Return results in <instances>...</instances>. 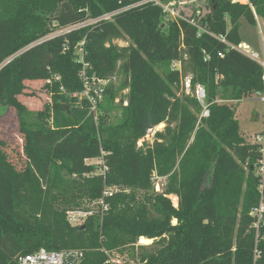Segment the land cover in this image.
Segmentation results:
<instances>
[{"label":"trees","instance_id":"obj_1","mask_svg":"<svg viewBox=\"0 0 264 264\" xmlns=\"http://www.w3.org/2000/svg\"><path fill=\"white\" fill-rule=\"evenodd\" d=\"M140 1L0 0V118L15 111L24 157L18 169L0 136V264L40 247L79 249V264H117L111 256L123 253L142 264H253L255 246V264H264V227L256 238L250 215L264 202V134L248 142L235 111L264 93V69L232 48L241 18L264 19V0H193L189 15L166 23L160 6ZM81 57L88 75H122L104 87L96 119L72 96L83 89ZM29 81H45L50 95L39 110L19 99ZM124 89L112 122L110 104ZM92 158L102 173L93 174ZM153 175L166 177L160 192ZM92 200L106 209L72 226L66 212ZM141 237L155 248L139 256Z\"/></svg>","mask_w":264,"mask_h":264},{"label":"rangeland","instance_id":"obj_2","mask_svg":"<svg viewBox=\"0 0 264 264\" xmlns=\"http://www.w3.org/2000/svg\"><path fill=\"white\" fill-rule=\"evenodd\" d=\"M163 2H173L174 11L182 16L183 13L190 14L191 7L196 6L199 2H195L193 0H165ZM170 16L163 15V22L166 23ZM239 34L241 37V41L248 46L247 52H255L259 55L260 59L264 57V19L257 17L256 24H249L245 18H241L239 20ZM59 32L58 30L56 33ZM128 40L117 39L114 40V43L119 46H125L128 44ZM6 48V43L1 42L0 46V55L3 50ZM264 60V59H263ZM179 64L177 62H173L172 67H178ZM264 69V67H263ZM122 80V75H115L114 79L111 80L113 85L116 87L120 84ZM186 82V81H185ZM45 81H29L26 82L25 93L19 97L20 101L26 105V107L31 110H39L43 104L50 100V95L44 87ZM185 85V83H184ZM186 93H191L188 87H184ZM127 89H124L118 94V97L114 99V102L110 104V118L112 122H117L120 118V110L116 108V104L120 100V97L125 95ZM196 93H194L195 95ZM196 97V95H195ZM264 94L260 96H252L248 99H243L239 102L235 103V111L236 117L240 124V131L243 137L248 142H256L257 136L263 131L264 128V101L262 98ZM77 98V97H75ZM78 99V98H77ZM198 100V99H197ZM102 101V102H101ZM100 103L102 105L106 104V98L104 99V94ZM219 103L226 102L231 103L230 100H218ZM125 104V102H124ZM99 113V109L97 108L96 114ZM201 115V114H200ZM199 115V117H200ZM97 117V116H96ZM166 126V123H162L150 130L147 131L144 138L139 139L138 145H141L144 141L151 142L154 136L155 131L163 130ZM0 136L7 143V154L9 160L15 164V166L20 169L24 164V157L22 154V139L21 135L18 131V119L15 111L11 108L7 110L4 116L0 118ZM88 164L95 166L96 170L93 174H100L104 171V167L102 166L103 161L101 158H92L86 161ZM153 191L160 192L163 190V186L166 182V177H160L153 175ZM205 183H207V176L204 177ZM172 204L177 206L178 198L174 195L169 196ZM85 209H84V208ZM100 204L99 200L85 201L81 207L76 208L74 210H92L93 213L99 211ZM175 222V220H173ZM142 238V237H141ZM141 238L138 240V244L145 245V248L137 249L136 253L142 254L143 252H150L155 248V246L151 245L152 239L149 240L148 243L141 242ZM117 264H142L138 259L129 258L126 253H123V256H117L114 254L111 256Z\"/></svg>","mask_w":264,"mask_h":264},{"label":"built area","instance_id":"obj_3","mask_svg":"<svg viewBox=\"0 0 264 264\" xmlns=\"http://www.w3.org/2000/svg\"><path fill=\"white\" fill-rule=\"evenodd\" d=\"M150 1L154 3L155 5H158L162 8V12L164 15L170 16V20H174L177 17H180L173 8L172 3L173 2H163V0H141L138 4H142L144 2ZM232 3L236 2H246L249 3V0H230ZM232 48H235L242 52L243 54L249 56L250 58L256 60L258 63L264 67V60L259 58V55L255 52L248 53L247 49L248 46L239 44L238 46H232ZM81 51V49H79ZM80 61L82 63L81 71L79 72V78L83 82V89L80 92L72 94L73 97H77L78 100H81L85 98L89 103L90 112L94 114V118L96 119V111L98 108V103L102 100L103 97V89L106 86L108 82H110L112 79H114V76L109 80L107 79H101L97 77L95 74L88 75V64L83 63L82 57L80 58ZM58 79V77H55ZM264 79V75H263ZM186 82L184 87L189 88V81L188 79L185 80ZM195 95L198 101L203 106V110L200 116H207L208 110L206 108V105L204 104L205 99V92L204 89L201 86H197L195 89ZM264 94V93H263ZM264 101V97L262 98ZM152 129V128H151ZM150 130V129H148ZM147 130V131H148ZM263 134H264V128L263 131L257 136L256 143H261L263 141ZM259 174L263 175V160H259ZM259 189H262V184L259 185ZM107 194V192H105ZM99 204L102 208V210L106 209V205L103 203L102 200H99ZM92 210H68L66 212L67 220L72 226H78L81 225L86 217L90 214H92ZM250 215L254 218L252 222V226L256 229L258 237V233L261 228L264 227V202L262 201V198L260 200L259 205L256 208H253V210L250 212ZM261 239L264 241V236L261 237ZM257 242V240H256ZM254 256H253V264H255L256 259L259 257V250L254 247ZM83 257V252L79 249H61V250H48L44 247H40L38 249H35L29 253L21 254L17 256V264H79L81 259Z\"/></svg>","mask_w":264,"mask_h":264},{"label":"bare ground","instance_id":"obj_4","mask_svg":"<svg viewBox=\"0 0 264 264\" xmlns=\"http://www.w3.org/2000/svg\"><path fill=\"white\" fill-rule=\"evenodd\" d=\"M149 240H150V239H146V238L142 237L140 241L143 242V243H148Z\"/></svg>","mask_w":264,"mask_h":264},{"label":"crops","instance_id":"obj_5","mask_svg":"<svg viewBox=\"0 0 264 264\" xmlns=\"http://www.w3.org/2000/svg\"><path fill=\"white\" fill-rule=\"evenodd\" d=\"M242 43V42H241ZM243 44H245V43H243ZM263 59H264V57H263Z\"/></svg>","mask_w":264,"mask_h":264}]
</instances>
